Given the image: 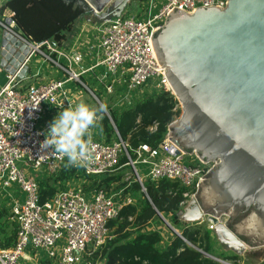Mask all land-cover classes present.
<instances>
[{"label": "built area", "instance_id": "built-area-1", "mask_svg": "<svg viewBox=\"0 0 264 264\" xmlns=\"http://www.w3.org/2000/svg\"><path fill=\"white\" fill-rule=\"evenodd\" d=\"M227 2L145 0L141 14H130L126 8L119 16L105 21L82 20L80 24L82 27L83 22L84 26L74 47L65 45L64 40L35 42L13 29L12 13L0 17L5 31L30 47L24 62L15 73L8 74L6 83L0 88V188L11 202L10 217L17 228L14 244L0 248V264H20L22 259L80 264L84 255L92 256L111 242L115 232L109 223L120 216L123 207L142 203L139 195L127 191L130 184L110 189L105 183L106 178L118 175L126 166L137 175V182L146 195L144 177L153 184L167 180L178 185L184 190L182 206L195 196L199 183L215 163L201 160L195 152H183L169 139V131L156 147L142 143L131 148L107 111L115 134L108 139L106 135L98 137L89 130L93 161L87 167H77L70 165L67 157L60 158L53 149H41L48 130L41 123L50 111L75 106L82 87L101 102L90 83H94L100 93L112 95L120 110H127L142 100L145 95L141 93L153 92H147L151 80L154 91L173 94L166 83L165 67H161L152 47L151 35L163 26L176 7L192 13L197 8L213 5L225 8ZM88 35L91 42L88 40L83 48L80 40ZM32 62L38 68L45 66L56 70L57 76L30 83L32 74L28 69L23 77L20 74L24 65L29 68ZM156 128L154 124L150 129L155 131ZM124 157L127 161L121 163ZM69 166L79 172L70 175V171L62 181L60 172ZM139 166L143 167L144 175L140 174ZM46 180L56 191L42 202L41 182ZM157 219L163 223H156ZM170 221L164 214H158L144 231L159 232L161 247L175 236L192 245L183 234L177 233ZM196 224L199 223L190 226ZM207 227L213 232L215 225L210 222ZM215 260L221 264H240L233 259Z\"/></svg>", "mask_w": 264, "mask_h": 264}, {"label": "water", "instance_id": "water-1", "mask_svg": "<svg viewBox=\"0 0 264 264\" xmlns=\"http://www.w3.org/2000/svg\"><path fill=\"white\" fill-rule=\"evenodd\" d=\"M83 1L105 21L132 0ZM13 29L19 32L17 25ZM151 42L182 106L169 139L183 152L215 163L178 216L214 223L218 241L238 255L264 248V0H228L225 8L192 13L176 7ZM29 52L5 31L3 68L15 73ZM27 69L24 65L20 77Z\"/></svg>", "mask_w": 264, "mask_h": 264}, {"label": "trees", "instance_id": "trees-1", "mask_svg": "<svg viewBox=\"0 0 264 264\" xmlns=\"http://www.w3.org/2000/svg\"><path fill=\"white\" fill-rule=\"evenodd\" d=\"M10 10L19 32L31 40L41 43L44 41L61 42L67 39L66 33L72 32L76 21L89 10L82 0H8L1 8L3 13ZM178 100L170 92L154 91L146 94L133 107L123 112H111L114 123L121 136L131 148L142 143L153 147L158 146L166 137L169 124L180 115L181 110H175ZM104 130L112 137L114 126L110 119L103 120ZM157 124L155 131L151 127ZM127 158H122L125 163ZM79 172L72 167H66L60 172L63 181L69 175ZM115 176L105 179L108 187L114 182ZM147 196H144L139 206H125L116 220L109 223L114 229L115 237L108 244L101 247L90 258L92 264L101 261L103 264H221L209 257L213 253L212 232L207 225L196 224L183 230V235L193 245L186 243L180 236L165 247L160 246L162 240L159 232H146L144 228L158 216V213L171 214L178 218L181 202L184 200L183 189L178 191V185L167 180H161L158 185L147 181L144 183ZM127 186V185H126ZM42 202L55 194V189L49 182L42 181ZM139 182L127 187V191L139 192ZM146 195V194H145ZM174 214V216H173ZM3 217V216H2ZM1 217V218H2ZM0 226V248L11 247L16 238V229L10 231ZM221 259L238 260L240 257L223 256ZM39 264H50L40 260Z\"/></svg>", "mask_w": 264, "mask_h": 264}, {"label": "rangeland", "instance_id": "rangeland-1", "mask_svg": "<svg viewBox=\"0 0 264 264\" xmlns=\"http://www.w3.org/2000/svg\"><path fill=\"white\" fill-rule=\"evenodd\" d=\"M144 2H145V0H132V1H130L128 3V5H127L126 8L128 9V12L130 14H141V13H143V3ZM83 3L86 4L84 1H83ZM86 6L88 7V10L89 11L85 15H83L82 17H80L76 21L75 27L77 25H79V23H81V21L84 20V19H87L90 23L100 22V19L93 14V11L89 8V6L87 4H86ZM75 27H74V30H73L72 34H70L68 36V38H67L68 41H65V45H68V42H71L73 40V38L75 37L74 36L76 34V28ZM33 63L34 62L31 63V66L33 65ZM148 83H149V85H148L147 92L149 90L154 92V88L151 85L152 80L149 81ZM80 89H81L82 94L79 97V103H88L89 105H91L93 107L98 106L100 103H104V104L107 105V108H108V111L109 112H113V110H116L115 109L116 108L115 98L112 95L109 96V95H106L104 93L97 92L98 95L101 98V102H99L95 98V96L89 90H87L85 87H82ZM150 93H152V92H150ZM141 94L142 95L143 94L146 95V94H149V93H141ZM175 98H176V96H175ZM178 104H179V102L177 103V105H176L177 108L175 110H177V111L181 110L180 115L179 116H176V119H174L171 123L175 122L176 120H179V118H180V116L182 114V106L181 107L180 106L178 107ZM113 107H115V108H113ZM117 111L120 112V111H123V110L117 109ZM105 117L108 118V114L107 113L102 114V117L97 120L96 125L93 128H91L90 130H92V133L94 135H97L99 133H103V134H105L107 136L108 139H111V137H109L110 134L106 133L105 130H104L103 120H104ZM170 124H169V127H170ZM114 134H115V127H114V131H113V135ZM142 168H143L142 166H139V172H140L141 175H144V170H142ZM27 174L30 175L31 173L27 172ZM114 178H115L114 179V182H112V184L109 187L110 189H114V188H118V187H123V186H125L127 184H131L132 185L134 182H137V175L134 173V171L132 170V168H130L129 166H126L123 169H121L120 173L118 175H116ZM143 179H144V183L147 182V181L152 182L151 180L146 179L145 177ZM80 184H82V186H83V184H85V183H80ZM154 185H158V183H156ZM177 189L179 191L181 188L178 187ZM2 191L3 190L0 188V226L7 227L8 228L7 229L8 231H10L12 229H16V231H17L16 225L11 220V217H10V206H11L10 203L11 202H10L9 199H7L5 197V195L2 194ZM135 194L139 195L142 198V200H143L144 196H147L142 191V186H141V190L139 192H135ZM183 196H184V192H183ZM193 197L188 198L187 204L190 202L191 198H193ZM184 199H185V197H184ZM185 206H182L181 205V209L184 208ZM164 216H166V218L168 220H171L172 222L171 221L170 222L173 223V225L182 234H183V230L184 229H186L188 226H190V224H193V223L184 222V220L182 218H180L179 216H178L177 219H173L174 217H172L171 214H164ZM173 216H174V214H173ZM229 219H230L229 216H225V218H224V220H229ZM156 223H163V222L161 220L157 219L156 220ZM195 223H197V222H195ZM166 232L168 234L170 233L169 232V228L166 229ZM16 234H17V232H16ZM212 238H213L212 239L213 240V247H212V250L213 251L212 252H215V254H221L223 256H236V255H238L234 251L226 248L223 244H221L218 241V239L216 238V235L213 232H212ZM0 239L3 240V237L0 236ZM238 256L240 258L237 260V262L240 263V264H259V263H263L264 262V248L260 247V248L254 249L252 251H249V252L245 253L244 255H238ZM90 257L91 256L84 255L83 258H82L83 260H82V262L80 264H92L90 262L91 261L90 260L91 259ZM20 264H39V261L37 259H33L31 262H29V261H27L25 259H22V260H20ZM94 264H103V262L98 261V262H96Z\"/></svg>", "mask_w": 264, "mask_h": 264}, {"label": "clouds", "instance_id": "clouds-1", "mask_svg": "<svg viewBox=\"0 0 264 264\" xmlns=\"http://www.w3.org/2000/svg\"><path fill=\"white\" fill-rule=\"evenodd\" d=\"M107 111V105L104 103L96 107L79 103L60 110L49 125L45 139L41 142V149H53L60 158L67 157L72 166H89L93 161L89 130Z\"/></svg>", "mask_w": 264, "mask_h": 264}, {"label": "crops", "instance_id": "crops-1", "mask_svg": "<svg viewBox=\"0 0 264 264\" xmlns=\"http://www.w3.org/2000/svg\"><path fill=\"white\" fill-rule=\"evenodd\" d=\"M8 0H0V17H3L5 15H9L11 14L12 12L10 10H6L4 11L3 13L1 12V8L2 6L7 2ZM85 21H87V19H84ZM84 21V22H85ZM84 26V23L82 22V27ZM81 27V24L79 23V25H77L75 28H76V34L74 35L75 37L73 38V40L71 42H68V47H74L77 43V39H79V35H80V30L82 29ZM74 30V29H73ZM72 30V32H73ZM72 32H68L66 33V37L68 38V36L70 34H72ZM4 33H5V29L0 25V88L2 86H4V84L6 83L7 81V76L9 74V72L3 68L1 66V53H2V39L4 37ZM89 40V35L88 37H85V38H82L80 41L82 42V45H83V48L85 45L88 44V41ZM65 41H68L67 39L64 40ZM91 41L89 40V43ZM81 45V46H82ZM40 67H43V68H40ZM38 68V66H36V64H34L33 66H29L28 68V72H31L32 74V77L31 79L29 80V82L31 83H34V82H39V81H46V80H49L50 78H53V77H56L57 76V73H56V70L54 69H51L49 67H45V66H40ZM39 69V70H38ZM27 73V71H26ZM90 88L94 91V92H99V88L94 84V83H90ZM100 93V92H99ZM82 92L81 90H79L78 92V100L76 102L75 105L79 104V97L81 96ZM74 107V106H73ZM133 107V106H132ZM115 108V107H113ZM116 110H113V112L117 111V107L115 108ZM129 109V108H128ZM125 111V110H123ZM123 111H120V112H123ZM60 112V110H52L50 111L49 114H47V116H45L43 122L41 123V126L44 127V128H49V125L50 123L52 122V120L57 116V114ZM119 112V111H117ZM119 112V113H120ZM111 113V112H110ZM105 134L103 133H99L97 134L96 136L98 137H101V136H104ZM215 253V252H214Z\"/></svg>", "mask_w": 264, "mask_h": 264}]
</instances>
